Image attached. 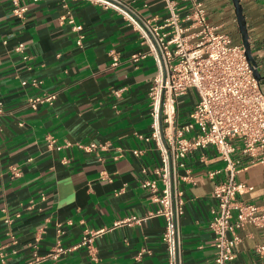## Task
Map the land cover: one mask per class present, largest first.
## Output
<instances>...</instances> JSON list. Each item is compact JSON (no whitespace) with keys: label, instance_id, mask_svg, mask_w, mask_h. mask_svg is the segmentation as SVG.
I'll list each match as a JSON object with an SVG mask.
<instances>
[{"label":"crops","instance_id":"0c3cea01","mask_svg":"<svg viewBox=\"0 0 264 264\" xmlns=\"http://www.w3.org/2000/svg\"><path fill=\"white\" fill-rule=\"evenodd\" d=\"M241 3L252 51L264 67V0ZM20 4L26 9L18 15L12 0H0V264H168L164 216L118 222L159 207L141 187L161 164L156 141L147 139L157 65L150 55L133 58L146 46L124 11L162 23L168 14L164 0ZM204 4L209 21L242 43L232 0ZM52 92L53 103L29 105L31 97ZM195 96L189 90L180 98L182 119ZM91 141L102 147L88 151L76 144ZM244 160L238 180L254 188L239 197L264 208V163ZM186 163L193 180L180 181L182 263L213 264L212 193L224 174L208 173L222 169L224 161L209 146L193 151ZM86 228L105 229L95 235L92 251L81 244ZM239 234L235 263L264 264L256 252L264 226L246 224ZM59 242L70 250L54 261L49 254Z\"/></svg>","mask_w":264,"mask_h":264},{"label":"built area","instance_id":"2783aa9c","mask_svg":"<svg viewBox=\"0 0 264 264\" xmlns=\"http://www.w3.org/2000/svg\"><path fill=\"white\" fill-rule=\"evenodd\" d=\"M99 1L109 3V0ZM182 1L183 4L179 0H164L168 14L162 23L124 11L146 46L133 58L150 55L157 65L149 90L153 130L147 139L156 141L161 164L152 169V177L141 181V187L150 192L152 201L159 203V207L142 215L131 214L118 222L142 223L153 216H164L162 239L168 264H183L180 218L184 210L180 181L193 180L186 163L188 156L195 150L213 146L224 161L222 169L208 173L211 177L219 172L224 174L212 193L217 201L210 221L215 248L213 264H236L239 229L246 224L264 226V208L239 197L254 186L238 180L244 158L247 164L264 163V79L255 76L244 45L235 43L229 33L220 31L209 21L204 0ZM12 2L15 13L25 11L20 0ZM114 6L123 10L118 4ZM182 10L187 13L182 15ZM22 46L19 44L17 49L21 50ZM113 57L116 64L117 54ZM258 63L264 75V67ZM189 90L195 91L196 101L184 120L179 112L180 98ZM56 97L54 92L31 97L29 105L37 108L43 102L53 103ZM76 144L88 151L102 147L95 141ZM181 169L186 171L184 175ZM104 230L86 228L81 244L92 251L95 235ZM68 250L70 247L59 242L49 257L56 261ZM256 252L261 257L264 255V243L256 246ZM0 256L3 259L4 254L0 252Z\"/></svg>","mask_w":264,"mask_h":264},{"label":"water","instance_id":"95a60500","mask_svg":"<svg viewBox=\"0 0 264 264\" xmlns=\"http://www.w3.org/2000/svg\"><path fill=\"white\" fill-rule=\"evenodd\" d=\"M232 2L235 8L236 19H237V23L239 27L240 36H241V42L246 49V55H247L248 61L250 62L257 79L262 80L264 79V75L261 73L260 68H259L258 59L256 58V56L254 55L252 51V46L250 43L249 33H248V28H247L246 17L243 12V5L241 3V0H232Z\"/></svg>","mask_w":264,"mask_h":264},{"label":"rangeland","instance_id":"374dc122","mask_svg":"<svg viewBox=\"0 0 264 264\" xmlns=\"http://www.w3.org/2000/svg\"><path fill=\"white\" fill-rule=\"evenodd\" d=\"M232 7H233V11H234L233 15L236 16L235 8H234V6H232ZM226 19L228 20L229 26H232L233 25V17L230 16V12L226 13ZM235 21L237 22V19ZM236 26H237V23H236ZM233 28H236V27L234 26Z\"/></svg>","mask_w":264,"mask_h":264},{"label":"flooded vegetation","instance_id":"af4514ba","mask_svg":"<svg viewBox=\"0 0 264 264\" xmlns=\"http://www.w3.org/2000/svg\"><path fill=\"white\" fill-rule=\"evenodd\" d=\"M239 36H240V32H238ZM241 37V36H240Z\"/></svg>","mask_w":264,"mask_h":264}]
</instances>
